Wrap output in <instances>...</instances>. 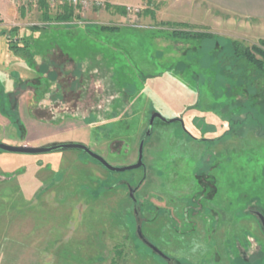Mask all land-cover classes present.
<instances>
[{
  "label": "rangeland",
  "instance_id": "374dc122",
  "mask_svg": "<svg viewBox=\"0 0 264 264\" xmlns=\"http://www.w3.org/2000/svg\"><path fill=\"white\" fill-rule=\"evenodd\" d=\"M106 1L140 11L103 7L61 22L57 8L46 19L38 6L15 2L17 16L1 18L0 141L83 143L123 167L138 161L154 112L183 118L186 129L156 120L145 168L125 172L80 149L0 150V251H13L1 245L14 237L29 240V251H78L79 264H264L256 214L264 215V112L246 111L236 124V108L222 106L227 98L204 80L206 39L177 41L164 26L250 46L264 39V22L204 0ZM7 37L29 42L31 56L12 53ZM42 119L50 124L40 127ZM138 226L167 258L141 241Z\"/></svg>",
  "mask_w": 264,
  "mask_h": 264
},
{
  "label": "trees",
  "instance_id": "16d2710c",
  "mask_svg": "<svg viewBox=\"0 0 264 264\" xmlns=\"http://www.w3.org/2000/svg\"><path fill=\"white\" fill-rule=\"evenodd\" d=\"M42 11L44 18L49 19V13L52 10L46 0H41L37 5ZM108 9H114L123 13L126 7L108 3ZM56 20L61 22H69L81 19L80 13L71 6L59 7ZM49 22V21H47ZM164 26L170 29L164 31L168 38L179 40L189 39H206L203 45H200V51L205 52L206 58L201 62L208 77L204 80L210 91L216 95L225 96L227 99L222 102V106L232 105L236 108L234 119L236 124L239 122V115L250 112L257 117L262 116L264 112V39L253 45H246L238 39H227L220 42V36L210 32L194 31L186 28V24L180 22H165ZM35 27L36 28H45ZM113 27L102 26V30H112ZM9 48L15 55L31 56L29 51V42L23 45L17 43L11 37H7ZM219 39V40H218ZM197 50V47H193ZM189 50H193L189 48ZM183 66H185L183 64ZM213 73V76L211 75ZM210 74V75H209ZM220 104V103H219ZM244 111V112H243ZM261 126H264L262 120H258ZM230 131V130H229ZM177 264H184L181 260L171 258ZM258 264L259 260H255Z\"/></svg>",
  "mask_w": 264,
  "mask_h": 264
},
{
  "label": "crops",
  "instance_id": "0c3cea01",
  "mask_svg": "<svg viewBox=\"0 0 264 264\" xmlns=\"http://www.w3.org/2000/svg\"><path fill=\"white\" fill-rule=\"evenodd\" d=\"M209 1L212 5L222 7L230 11V15L248 17L256 23L264 22V0H204ZM203 1V2H204ZM14 2L11 0H0V11L4 20V25L10 24L8 20H13L18 14ZM59 47V46H57ZM61 58L65 59L66 62H70V58L67 55H62ZM63 69V67H62ZM56 74L55 80L58 79V73L56 69L51 68L49 71ZM41 72V70H40ZM63 72V71H62ZM51 80L48 76L47 70H44L40 81L47 85V81ZM57 85V84H56ZM47 87V86H46ZM49 95V93H48ZM94 103V101H93ZM63 117L64 124L73 122V119ZM68 120V121H67ZM38 123L40 127H47L50 124L49 120H40ZM68 123V124H67ZM80 126L76 125L74 128ZM85 127V125H82ZM73 128V129H74ZM15 223V222H14ZM6 243L1 246L3 248H11L13 251H0V264H79V252L78 251H29L31 244L30 241L23 239H15L14 237H7ZM27 249V251H26Z\"/></svg>",
  "mask_w": 264,
  "mask_h": 264
},
{
  "label": "water",
  "instance_id": "95a60500",
  "mask_svg": "<svg viewBox=\"0 0 264 264\" xmlns=\"http://www.w3.org/2000/svg\"><path fill=\"white\" fill-rule=\"evenodd\" d=\"M159 119L165 123H173V122H180L185 128V123L183 118L181 117H174V118H166L164 117L160 112L156 111L151 115L149 127L148 130L144 136V138L141 140L139 145V154H138V161L136 163L123 166V167H117L110 164L103 156L96 153L94 150H92L89 146L83 143H72V142H66V143H59L56 145H48V146H29V145H12L5 142L0 141V150L10 152V153H23V154H41V153H48L58 150H69V149H80L86 152L90 157L98 161L101 165H103L106 169L112 172H125L129 170L139 169L141 167H145L144 163V145H145V139L151 135L152 128L154 127L155 121ZM130 195L132 198H134V190L130 187ZM262 223L264 225V217L260 214ZM137 232L139 237L148 244L156 253L161 255L162 257L167 258L162 251H160L153 243L148 241L142 232V229L140 226L137 228Z\"/></svg>",
  "mask_w": 264,
  "mask_h": 264
},
{
  "label": "built area",
  "instance_id": "2783aa9c",
  "mask_svg": "<svg viewBox=\"0 0 264 264\" xmlns=\"http://www.w3.org/2000/svg\"><path fill=\"white\" fill-rule=\"evenodd\" d=\"M12 2H17L21 5H35L37 6L41 0H11ZM51 8H59L64 6H71L80 14H84L86 11L93 9H99L106 7L108 4L106 0H46ZM126 9L131 12H139L140 8L127 6ZM2 18V13L0 11V20Z\"/></svg>",
  "mask_w": 264,
  "mask_h": 264
},
{
  "label": "flooded vegetation",
  "instance_id": "af4514ba",
  "mask_svg": "<svg viewBox=\"0 0 264 264\" xmlns=\"http://www.w3.org/2000/svg\"><path fill=\"white\" fill-rule=\"evenodd\" d=\"M158 120V119H157ZM156 122V121H155ZM144 138V137H143ZM145 142H146V139H145ZM145 146V145H144ZM141 168H145V167H141ZM131 188L134 190V192L136 191V187L135 188H133L132 186H131ZM134 201H135V197L134 198H132ZM256 214L259 216V218H260V220H261V217H260V214L264 217V215L262 214V213H260L259 211H257L256 212ZM261 222H262V220H261ZM263 224V223H262ZM264 226V225H263ZM141 227V226H140ZM141 229H142V227H141ZM142 232H143V229H142ZM143 235H144V237H145V234L143 233ZM146 238V237H145ZM141 239V238H140ZM147 239V238H146ZM148 240V239H147ZM141 241L143 242V243H145L142 239H141ZM149 241V240H148ZM151 242V241H150ZM152 243V242H151ZM146 244V243H145ZM146 245H148V244H146ZM149 246V245H148ZM150 247V246H149ZM158 248V247H157ZM159 249V248H158ZM160 250V249H159ZM161 251V250H160ZM164 253V252H163Z\"/></svg>",
  "mask_w": 264,
  "mask_h": 264
}]
</instances>
